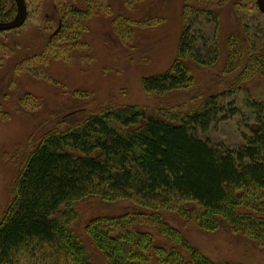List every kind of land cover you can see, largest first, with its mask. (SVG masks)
Segmentation results:
<instances>
[{"label":"trees","instance_id":"trees-1","mask_svg":"<svg viewBox=\"0 0 264 264\" xmlns=\"http://www.w3.org/2000/svg\"><path fill=\"white\" fill-rule=\"evenodd\" d=\"M16 10L15 0H0L1 21L11 20ZM184 17L172 66L142 80L148 93L188 88L196 79L193 64L210 68L221 61L218 13L193 9ZM58 26L49 44L63 36L70 45L74 23L62 17ZM245 30L229 40L227 67L240 76L257 67L264 76V37L249 26ZM221 95L172 118L141 105H108L77 120L65 118L32 149L19 172L0 222V264H93L71 225L74 202L96 194L131 198L144 207L183 200L196 206L200 228L215 230L225 223L264 245V101H248L255 126L243 135L244 143L222 148L196 132L241 112L220 102ZM250 194L253 202L245 201ZM128 217H97L87 225L92 244L109 264H242L213 261L161 214L146 224L172 243L168 247L139 219Z\"/></svg>","mask_w":264,"mask_h":264},{"label":"rangeland","instance_id":"rangeland-1","mask_svg":"<svg viewBox=\"0 0 264 264\" xmlns=\"http://www.w3.org/2000/svg\"><path fill=\"white\" fill-rule=\"evenodd\" d=\"M26 2V23L0 33V222L28 154L65 118L77 120L108 105L147 106L157 115L178 117L207 97L222 94L220 102L233 103L241 112L216 122L208 132L198 129L199 136L222 148H237L244 143L243 135L255 126L248 101H264V76L257 67L240 76L239 70L231 71L227 66L231 37L244 36L247 26L252 34L264 37V13L257 0ZM209 8L219 15L220 63L210 68L193 64L196 79L188 88L162 95L146 92L143 78L165 72L177 57L184 14ZM62 17L75 25L70 31L71 44L59 36L61 39L51 45L50 37ZM245 201H252V195ZM72 210L76 218L71 227L93 264H109L86 230L97 217L139 219L143 228L157 236L158 243L171 246L157 235V229L146 224L154 214H161L215 262L264 264V245L225 223L215 230L200 228L193 216L196 206L183 200L166 207H144L131 198L109 199L96 194L75 201Z\"/></svg>","mask_w":264,"mask_h":264},{"label":"water","instance_id":"water-1","mask_svg":"<svg viewBox=\"0 0 264 264\" xmlns=\"http://www.w3.org/2000/svg\"><path fill=\"white\" fill-rule=\"evenodd\" d=\"M17 6V13L11 20L1 21L0 20V32L10 31L22 27L29 16V10L26 0H15ZM257 6L261 12L264 13V0H257ZM58 29L54 32L57 33Z\"/></svg>","mask_w":264,"mask_h":264}]
</instances>
